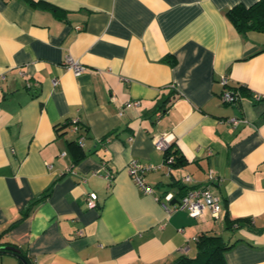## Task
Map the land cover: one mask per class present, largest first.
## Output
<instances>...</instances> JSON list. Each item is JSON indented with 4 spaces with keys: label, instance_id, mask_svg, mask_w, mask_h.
<instances>
[{
    "label": "crops",
    "instance_id": "obj_1",
    "mask_svg": "<svg viewBox=\"0 0 264 264\" xmlns=\"http://www.w3.org/2000/svg\"><path fill=\"white\" fill-rule=\"evenodd\" d=\"M255 1L0 0V242L33 264H168L206 233L232 243L227 264H264V31L225 16ZM162 137L181 162L165 165ZM132 160L159 166L153 194ZM209 170L218 217L165 210Z\"/></svg>",
    "mask_w": 264,
    "mask_h": 264
},
{
    "label": "built area",
    "instance_id": "obj_2",
    "mask_svg": "<svg viewBox=\"0 0 264 264\" xmlns=\"http://www.w3.org/2000/svg\"><path fill=\"white\" fill-rule=\"evenodd\" d=\"M65 66L70 69L75 75L80 74L84 69L85 66L81 64L78 60L73 59L70 56H67L64 62ZM222 84L227 83L226 77L222 76L221 80ZM56 82V80H55ZM255 99H260L264 97L261 94H254ZM223 99L225 101H233L236 99L232 93L226 91L223 93ZM139 103L138 100L126 101L124 102L122 109L120 110V114L122 110L129 106V105H137ZM74 121V120H73ZM232 124H237L239 121H245L244 118H230L228 120ZM72 129L77 131L78 126L74 121L72 125ZM84 139L83 135H80L78 140L82 141ZM170 143L166 137L156 138L154 144L158 148L165 149L167 148L168 144ZM170 161V159H168ZM159 166H155L153 164L142 165L137 160H132L128 166L127 170L135 182V184L146 194H153L154 190L153 187L145 181L144 172L146 170H152ZM104 177L108 179V181H112L113 174L106 171ZM184 181L190 180L189 175H185L183 177ZM204 185L193 186L187 188L185 192L182 193L180 198L173 203L169 201L172 199V195L167 193L164 195V200L162 201V206L165 208L166 211L171 212L173 210H186L188 213L193 217H199L203 214L204 210H208L213 217H218L221 213V206L218 201V197L214 194L212 189V184L215 181V175L212 170L207 172V179ZM156 199H159V196L154 194ZM96 194L95 192H89L86 196V203L88 206L93 207L95 206Z\"/></svg>",
    "mask_w": 264,
    "mask_h": 264
},
{
    "label": "trees",
    "instance_id": "obj_3",
    "mask_svg": "<svg viewBox=\"0 0 264 264\" xmlns=\"http://www.w3.org/2000/svg\"><path fill=\"white\" fill-rule=\"evenodd\" d=\"M225 16L240 33H245L249 30L264 31V0H256L250 5H244L241 3L235 4L225 10ZM238 88L243 89L242 86H239ZM233 95L237 96V93L233 92ZM69 143L70 145L78 146L75 141H70ZM163 150L165 165L172 166V164H177L183 159V156L178 153V150L172 148L171 143H169L167 148ZM81 155L82 153L80 152L78 156ZM168 159H170V161H168ZM226 220L228 225L231 222H237L238 226L241 225L238 220H229L227 218ZM4 245L11 244L0 242V250ZM231 245L232 243L224 241L220 235L203 233L196 239L197 251L194 256L182 254L168 264H227L225 260V252ZM19 255L20 256H17V264H24L22 258H24L29 264H33L21 250L19 251Z\"/></svg>",
    "mask_w": 264,
    "mask_h": 264
},
{
    "label": "water",
    "instance_id": "obj_4",
    "mask_svg": "<svg viewBox=\"0 0 264 264\" xmlns=\"http://www.w3.org/2000/svg\"><path fill=\"white\" fill-rule=\"evenodd\" d=\"M171 202H173V201H171ZM0 251L11 253V254H14L16 256H20L19 255V251H20L19 248L16 246H13V245H4ZM22 260H23L24 264H29L24 258H22Z\"/></svg>",
    "mask_w": 264,
    "mask_h": 264
}]
</instances>
